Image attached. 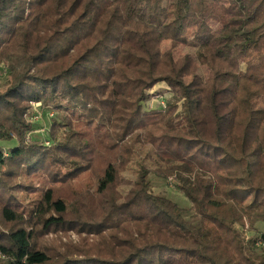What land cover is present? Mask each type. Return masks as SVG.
Listing matches in <instances>:
<instances>
[{
	"label": "trees",
	"instance_id": "trees-1",
	"mask_svg": "<svg viewBox=\"0 0 264 264\" xmlns=\"http://www.w3.org/2000/svg\"><path fill=\"white\" fill-rule=\"evenodd\" d=\"M1 69L0 264H97L53 262L44 242L70 222L57 190L83 180L124 220L104 264H264V0H0ZM160 83L172 97L144 111ZM37 102L57 113L43 139ZM152 174L192 208L153 194Z\"/></svg>",
	"mask_w": 264,
	"mask_h": 264
},
{
	"label": "rangeland",
	"instance_id": "rangeland-1",
	"mask_svg": "<svg viewBox=\"0 0 264 264\" xmlns=\"http://www.w3.org/2000/svg\"><path fill=\"white\" fill-rule=\"evenodd\" d=\"M191 35V33H189ZM162 50L164 52L171 51L174 57L177 59L183 55H195L196 48L192 44H183L179 47L172 48V43L170 41L164 42L162 45ZM200 74L208 79L212 75L207 70L205 66L200 65ZM7 70H0V84L3 90L7 87ZM190 82V78L187 79ZM149 95L152 98L144 104V111H150L152 109H161L163 107L162 103L165 99H170L171 88L165 84L160 83L154 86ZM30 114L26 117L27 122H33V129L30 133V138L43 139L48 137V133L52 128V119H55L57 113L51 108V106L37 102L30 105ZM262 101L256 99L253 101V107L255 109L262 108ZM33 107V108H32ZM50 111L51 115L45 117L46 112ZM34 113V114H33ZM45 117V118H44ZM0 147L5 149L8 145L0 142ZM136 167L131 164L127 165V171L122 173V179L117 191L120 194L126 195L132 188L136 180ZM87 178V177H86ZM153 194L170 199L174 203H177L179 207L183 209H191L192 203L187 199V197L176 187V180L173 184H169L168 181H161L157 179L153 174L149 176ZM80 182H74L73 187H60L57 192L60 196H67L69 198V212L66 215V219L70 222L64 226V228H59L58 231H52L44 239L46 249L51 255L53 262L64 256H72L77 259H83L89 257L96 261L95 263L104 264L111 258V240L115 237L119 239H124L125 237L119 233L116 234L117 227L121 228V220L119 216L115 215L104 216L101 215V207L95 202H91V198L86 199L85 194L87 193L86 188L90 185L88 180ZM65 195V196H64ZM194 212L192 211L187 215L186 219L190 221H195ZM115 217V219H114ZM94 224V225H90ZM116 224V226H115ZM260 232L264 233V223L258 225ZM136 229V228H135ZM256 234V231L249 232L247 234L248 238H252ZM113 237V238H112ZM120 251V250H119Z\"/></svg>",
	"mask_w": 264,
	"mask_h": 264
},
{
	"label": "built area",
	"instance_id": "built-area-1",
	"mask_svg": "<svg viewBox=\"0 0 264 264\" xmlns=\"http://www.w3.org/2000/svg\"><path fill=\"white\" fill-rule=\"evenodd\" d=\"M163 107H165V101L162 103Z\"/></svg>",
	"mask_w": 264,
	"mask_h": 264
}]
</instances>
